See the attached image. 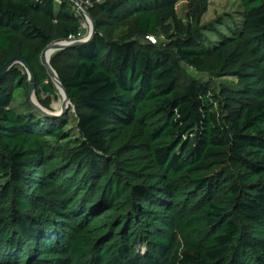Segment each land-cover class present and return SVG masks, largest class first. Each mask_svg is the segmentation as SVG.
Returning <instances> with one entry per match:
<instances>
[{
	"label": "trees",
	"instance_id": "trees-1",
	"mask_svg": "<svg viewBox=\"0 0 264 264\" xmlns=\"http://www.w3.org/2000/svg\"><path fill=\"white\" fill-rule=\"evenodd\" d=\"M78 1L93 37L50 56L65 114L30 107L21 65L0 76V264H264V0L230 21H204L209 0ZM82 19L0 0V68L24 59L52 95L42 51Z\"/></svg>",
	"mask_w": 264,
	"mask_h": 264
},
{
	"label": "rangeland",
	"instance_id": "rangeland-1",
	"mask_svg": "<svg viewBox=\"0 0 264 264\" xmlns=\"http://www.w3.org/2000/svg\"><path fill=\"white\" fill-rule=\"evenodd\" d=\"M79 9V8H78ZM85 9V8H84ZM80 10V9H79ZM241 7L236 1L232 0H209V6H208V11L205 14L203 20L208 21L216 18L217 16L223 18L226 21H230V17H235L238 15V13L241 11ZM81 11V10H80ZM185 2L181 1L177 4V14L178 16L184 21V16H185ZM82 13V12H81ZM83 15V14H82ZM236 18V17H235ZM81 32H82V37L81 39L86 38L89 33H90V23L86 16H83V19L81 21ZM165 39L163 37H160L159 41H164ZM52 56V55H51ZM182 66V78L184 77V74L189 75L191 77L203 80V81H211L214 82L215 84L217 83H224L231 81V78L228 77H214L208 73H199L190 67H187L183 64ZM38 98L41 99H46L48 100V106L50 111L53 112H58L62 108V96L57 88H55L54 93L52 95H44L42 93L35 94V99L38 101ZM14 105H18V101L14 103ZM71 121V119H70ZM72 126V124H70Z\"/></svg>",
	"mask_w": 264,
	"mask_h": 264
},
{
	"label": "water",
	"instance_id": "water-1",
	"mask_svg": "<svg viewBox=\"0 0 264 264\" xmlns=\"http://www.w3.org/2000/svg\"><path fill=\"white\" fill-rule=\"evenodd\" d=\"M71 1L78 6V8L81 10L83 16H86V18L88 19V21L90 23L89 35L84 39H80V40H76V41H58V42L51 43L42 51V54H41V63L43 65V67L46 69V72H47L48 76L51 78L54 86L57 89H59L62 93V108L58 112L50 111L49 109L43 107L35 99V78H34V74H33L31 67L29 66V64L24 59H22V58L11 59L8 62H6L0 68V76H2L12 64L17 63V64L21 65V67L26 72L27 81H28L27 102L35 112H37L40 115L45 116V117L61 116V115L65 114L67 112L69 104H70V100H69V97H68V95L64 89V86L62 85L61 81L59 80L56 72L50 66V58L47 61L44 59V54H45L46 50L49 47L54 46V47H56V51H60L62 49H66V48H70V47H73L76 45H80V44H83L85 42H88L94 35V25H93V22H92L90 16L88 15L87 11L84 9V7L81 5V3L78 0H71Z\"/></svg>",
	"mask_w": 264,
	"mask_h": 264
},
{
	"label": "bare ground",
	"instance_id": "bare-ground-1",
	"mask_svg": "<svg viewBox=\"0 0 264 264\" xmlns=\"http://www.w3.org/2000/svg\"><path fill=\"white\" fill-rule=\"evenodd\" d=\"M54 52H56V47H49L47 50H46V52H45V54H44V59L47 61L49 58H50V56H51V54L52 53H54ZM59 90V89H58ZM59 92H60V94H61V96H62V93H61V91L59 90Z\"/></svg>",
	"mask_w": 264,
	"mask_h": 264
},
{
	"label": "built area",
	"instance_id": "built-area-1",
	"mask_svg": "<svg viewBox=\"0 0 264 264\" xmlns=\"http://www.w3.org/2000/svg\"><path fill=\"white\" fill-rule=\"evenodd\" d=\"M149 38V40L153 43V42H155V39L153 38V37H148Z\"/></svg>",
	"mask_w": 264,
	"mask_h": 264
}]
</instances>
